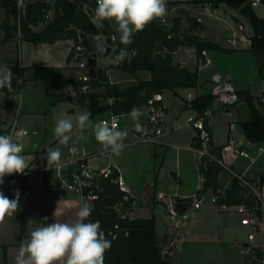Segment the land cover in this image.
I'll return each mask as SVG.
<instances>
[{"label":"trees","instance_id":"1","mask_svg":"<svg viewBox=\"0 0 264 264\" xmlns=\"http://www.w3.org/2000/svg\"><path fill=\"white\" fill-rule=\"evenodd\" d=\"M9 0H0V4L5 8L8 16L1 22L4 29V40H10L21 34L35 44L48 42L53 43L59 39L70 38L73 40L69 60L74 64L67 67L62 75L56 66H39V78L45 83V94L55 105L62 101L75 99L87 105L91 118L102 115L104 111L110 109L115 113H130L133 107L138 108L157 92L171 89L175 92L179 88H191L198 86L199 69H190L175 60V51L186 45H196L198 50L219 49L223 50L215 42H205L195 35L192 28L181 29L180 19L176 18L173 31L175 35L168 37V32L158 25L157 20L146 26L142 32L133 36V43L128 46V50H135L136 55L130 60L116 64L112 60L118 55L121 48L119 34H117L109 21L100 22L98 26L94 20V9L96 0H54L52 5L49 0H28L24 11H19L16 0L10 9ZM195 4H203L209 1L219 5V0H190ZM247 16L253 27V35L250 37L251 43L247 48L257 59V76L264 78V17L259 16L249 3L239 8ZM42 25L40 29L36 26ZM202 26V25H201ZM86 33L104 36L108 43L113 46L110 55L111 63L103 66L98 65L96 57L91 59L90 66L99 74V80L83 81L79 78V70L75 62V52L77 46H83L88 51L95 52L88 41ZM228 52V51H227ZM18 64V60L16 62ZM109 69H119L135 78L137 82L126 87L119 83H111L107 71ZM139 71H147L150 76L147 78L138 77ZM75 84V95L65 94L68 85ZM89 84L85 91L83 86ZM5 94L9 95V88L5 87ZM235 94L244 100L249 110V117L242 121V127L248 140L259 143L264 142V103L259 95L251 94L249 89L236 90ZM217 94H198L189 105L199 111L209 108ZM112 98L113 103L108 100ZM1 116V114H0ZM6 120L0 117V135H6L8 128L5 126ZM208 127V125H207ZM209 129V127H208ZM212 136L211 130L209 129ZM196 137H194L195 141ZM193 141V142H194ZM212 144V139H211ZM197 145H200L198 142ZM210 151L216 157L221 155V147L212 146ZM199 163V169L204 173L202 192L211 189L217 196V202L225 205H235L241 202L255 204L257 195L250 191L248 185L242 182L237 175L233 176L232 184L229 188H224L219 181V173L224 168L215 160L203 157ZM15 180L4 181L0 187L9 188ZM100 182L104 187L103 199L90 203L93 211L89 217L91 221H99L106 238L111 241V247L105 253V264H174L170 255L164 251L162 239L157 232L155 217H137L120 219L113 204L122 197L117 184L110 178H101ZM259 183L264 186V172L260 175ZM224 191V195L220 193ZM134 198L131 197L129 206H132ZM189 198L176 199L175 208L179 215L186 213L190 207ZM119 223V228L114 225ZM264 258V253H259Z\"/></svg>","mask_w":264,"mask_h":264},{"label":"rangeland","instance_id":"2","mask_svg":"<svg viewBox=\"0 0 264 264\" xmlns=\"http://www.w3.org/2000/svg\"><path fill=\"white\" fill-rule=\"evenodd\" d=\"M167 7L174 23L176 18L180 19L181 29L192 28L197 25L196 29L191 32L205 42L219 44L223 50L206 49V59L204 62L199 63L198 58L203 50H198L196 45L179 47L175 51V60L190 69L198 67V86L179 88L177 92L165 89L162 94L163 103L166 106L163 113V124L167 130L166 133L156 143L138 142L128 144L122 151V153L126 152L128 154L124 160L130 181L136 183L138 188L137 211L140 214L153 213L156 218V226L161 230L169 229L174 225L181 226V219L169 214L167 206H164L161 200L169 197L166 202L169 204L170 200L183 198L177 195L192 196L196 193L195 191L200 182L199 160L192 146V137L196 133V129L188 122L191 109L185 107L186 102H191L198 94L216 93L219 97L215 98L209 108L214 113L222 106V110L230 112L234 101L237 102L241 98L235 94L234 89L228 88L231 85L228 86L227 75H233L234 86L243 85L250 87L253 92L257 89L260 81L264 86V80H262L264 78L258 79L257 76V59L250 50L245 48V44L249 45L246 43L247 41L242 40V33L247 37L253 35V27L250 19L240 9H233L223 4L220 15L215 16L208 12L205 3L195 4L191 1L167 0ZM254 10L259 16L264 17V2L258 4ZM241 23L244 29H239ZM97 25L100 26V22ZM101 37L104 38V36ZM100 58H97V61L107 62L110 60V55ZM60 59L62 62L65 61L64 56H60ZM10 62L14 63V61ZM110 72V80L120 82L119 84L122 87L137 82L135 78L127 73L118 76L113 70H110ZM4 73L0 69V75ZM146 73L145 71L139 72L138 77L145 78ZM12 77L14 81L19 83V86L11 80L12 87L9 88V95L4 93V88L0 89V106H2L0 117L6 120L7 125L17 119L20 124L28 128L30 133L21 138L25 152L24 156L27 160L28 155L33 153L32 149H38L45 143L56 139L54 127L57 119L61 118L65 113L74 117L81 112H89L84 103L77 102L75 99L52 105L51 100L46 97L45 83L41 79L20 84L19 74H14ZM70 86L75 92L81 90L76 88L75 84ZM190 93L194 96L189 97ZM251 94L253 93L251 92ZM112 103L113 101H111ZM110 112L111 110L108 109L102 115H108ZM99 116L91 118L92 121H98ZM72 141L73 139H71ZM78 147L81 146L78 145ZM251 151L254 153L257 151V147H253ZM262 153L263 155L258 156L257 161L251 168L250 175L252 176H258L259 165L264 161V152ZM237 159L239 166L247 165L250 162L243 157H237ZM108 162L109 157L96 160V163L103 166ZM154 165L160 170L156 181L153 179L155 176L152 175L151 170ZM177 173H179L178 178L176 176ZM250 183L252 185L249 187L250 191L254 192V194L261 192L258 183L256 184L253 181H250ZM200 190L202 192V188ZM221 194L224 195V192H221ZM204 196L205 194H196L189 198L194 202L196 197ZM206 196L212 198L214 196L213 191L211 190ZM10 198L14 199L15 196ZM237 205H232L235 212ZM258 219L261 220V235L258 234L256 241L251 242V244L259 243L261 239V243L264 246V209L259 212ZM215 222L202 216L200 223L196 225L207 224L212 226ZM217 224H223L227 228L225 229L226 232H229L233 238L240 239V242H244L247 239L248 232L252 230L248 226L241 225L240 217L235 213L225 215L223 220L218 219ZM220 225H218V228H222ZM252 248L254 257H260L259 253H264V249L261 246L252 245ZM250 258H253L252 254Z\"/></svg>","mask_w":264,"mask_h":264},{"label":"crops","instance_id":"3","mask_svg":"<svg viewBox=\"0 0 264 264\" xmlns=\"http://www.w3.org/2000/svg\"><path fill=\"white\" fill-rule=\"evenodd\" d=\"M49 2L52 5L54 4V0H49ZM7 16L8 14L5 8L0 4V21L3 22ZM95 22L96 24L98 23V21ZM109 23L113 30L119 34L116 31V24L111 21H109ZM41 27L42 25H38L35 29L38 30ZM72 44L73 40L70 38L59 39L53 43L43 42L35 44L21 34H18L10 40H4V29L0 26V69L5 73L10 69L12 75L19 74L21 79L20 84H22V82L30 83L32 80H40L38 67L43 65L61 68L62 70L59 71L63 75L64 70L74 64L73 61L69 60ZM248 47L249 45L245 44V48ZM60 56H64V62L60 61ZM17 60L18 64L16 63ZM10 61H14V63H11ZM98 63L106 66L111 63V58L107 62L99 60ZM109 70H113L118 76L125 74V72L120 71L119 69ZM149 76L150 73L147 72L145 78ZM258 79L260 78L258 77ZM227 80L229 82L228 86L231 85L228 88L234 89L235 91L249 89L253 95H259L264 88L263 83L260 81L257 89L253 92V89L250 87H245L243 85L234 86L233 75H227ZM12 81L19 86V83L14 81L13 77ZM16 85L15 87H17ZM217 97L219 96L217 95ZM232 106L230 112L222 110L221 106L207 120V125L212 133V144L221 148L228 144H237L240 148L246 150L249 153V156H233L229 154L227 157V167H224L219 173V181L224 188H229L231 186L234 175L239 176L243 183H245V180L249 182L253 181L260 186L261 192H259V194L264 198V186H261L259 183L260 175L264 172V161L259 165L258 176L250 175L251 168L257 161L258 156L263 155V153H259V147L264 148V142H251L247 139L244 133L242 121L249 117V110L245 101H234ZM1 107L2 106H0V109ZM185 107L191 109L188 101L186 102ZM240 110L242 111L240 112ZM10 125L11 124L7 125L5 123L8 130ZM7 134L8 131L6 132V135ZM71 135L73 141L71 142L70 140L69 144L66 146L60 145L57 139H54L49 141V143H45L38 149H32L33 153L28 155V163L37 166L46 164V159H42L41 157L44 156L48 149L56 148H59L62 154L61 160L68 159L71 156L69 153V146L72 144L81 146L78 147L80 151L85 150L86 152H94L100 150V144L95 140L91 129H86L81 132L74 128ZM195 135L196 133L192 137V146ZM255 146L257 147V151L253 153L251 150ZM22 154L25 155V152L23 151ZM125 156H128L126 152L122 153L120 156H114L111 154L108 157L109 162L116 166L125 180H127L126 182L130 189V193L134 198L130 209V218L149 217L152 215L155 217L153 213L140 214L137 211L139 200L137 193L138 188L136 183L130 181L126 169V162L124 160ZM237 157H243L250 162L247 165L239 166ZM96 160L97 159H92L91 163L96 167H103V165L96 163ZM151 170L152 175L155 176L153 179L156 181L160 174V170L157 169L155 165ZM176 176L178 178L179 173H177ZM202 187L203 183L200 181L195 191L196 193L192 196H195L196 194H205V196L202 197L203 201L192 202L190 200L191 204L186 213L176 216V218L179 217L181 219L180 227L174 225L169 229L161 230L156 226L157 232L162 239L164 251H168L174 264H249V260L251 259L250 254H244L242 249L247 246L252 247V245L261 246L262 249H264L261 239L259 243L251 244L253 241L248 240V234L250 231L244 242H240V239L230 236L229 232H226L225 230L227 228L224 227L223 224H217V222L218 219L223 220L225 215L237 213L234 211V208H232V205L223 207V205L219 204L217 201H212L211 197L206 196L211 189L201 192L200 189ZM0 191H3V193L11 199L10 197L12 196L9 195L3 187H0ZM60 194H62V196H60ZM177 196L183 198L192 197L184 195ZM168 198L169 197H166V199L163 198L161 200L164 206H167L166 202L169 200ZM19 205V210L15 215L7 217L5 222L0 224V264H15V257L18 254L20 243L26 238L29 227H35V223H40L43 217H48L47 223H53L55 221L53 213L56 209L58 213L56 219L62 222L70 221L75 218L76 212L80 206L76 193L62 186L52 170L47 172L44 182H41L37 188L28 190L20 197ZM202 216L216 221L215 224L212 226L207 224L196 225L197 223H200V218ZM29 220H32L35 223L29 226ZM218 225L222 226V228H218ZM259 235H261V233Z\"/></svg>","mask_w":264,"mask_h":264},{"label":"clouds","instance_id":"4","mask_svg":"<svg viewBox=\"0 0 264 264\" xmlns=\"http://www.w3.org/2000/svg\"><path fill=\"white\" fill-rule=\"evenodd\" d=\"M167 12V0H96L94 20L114 22L120 43L124 45L112 62H130L137 54L134 49L128 50V46L133 43V36L155 20L166 22ZM11 80L12 72L9 69L0 75V89L11 88ZM64 91L65 94L75 95L70 85ZM125 115L135 122L137 130H143L139 122L142 115L139 109L133 107ZM116 119L117 117H113L112 123L93 122L90 112H81L74 117L65 113L55 121L54 135L60 145L66 146L72 139L74 128L81 132L91 129L95 140L105 150H110L114 156H120L126 147L124 141L127 134L117 127ZM23 151V145L14 140L13 135H0V185L4 184L6 176L24 174L28 169ZM61 155L59 148L48 149L41 158L46 159L47 168L59 169ZM14 196V199H9L0 191V224L19 210L18 190ZM92 211V205L83 202L75 218L70 221L56 219L57 209L53 213V223H47L48 217H43L40 223L29 220V226L33 223L36 226L27 230L26 238L20 243L15 257V264H105V253L110 249L111 241L106 238L99 221L89 220Z\"/></svg>","mask_w":264,"mask_h":264},{"label":"built area","instance_id":"5","mask_svg":"<svg viewBox=\"0 0 264 264\" xmlns=\"http://www.w3.org/2000/svg\"><path fill=\"white\" fill-rule=\"evenodd\" d=\"M28 0H16V4L19 11H24L25 4ZM180 1V0H175ZM190 1V0H184ZM263 0H248L246 3H249L253 8L258 4L262 3ZM224 3L215 5L214 2L209 1L205 3L206 9L211 15L219 16L221 13V6ZM168 8V7H167ZM164 23H161L160 20H157L158 25L162 27L165 31L168 32V37L171 38L175 35L173 31L174 22L172 21L169 9L167 16L165 17ZM239 29H244L243 24H240ZM100 38H102L100 36ZM106 40L105 38H102ZM242 40H245L251 43L250 37L245 36L242 33ZM107 41V40H106ZM93 50V49H92ZM94 51V50H93ZM96 54V53H95ZM207 56V50L202 51L201 56L198 58L199 63L205 61ZM75 62L79 70V78L83 81H96L99 80V74L93 67L90 66V61L94 57L100 58L97 54L96 56L92 51H88L83 46H77L75 52ZM97 64L100 65L97 61ZM108 78L110 80L111 72L107 71ZM111 83L114 81L110 80ZM89 84L83 86V90H87ZM225 90V89H224ZM223 90V91H224ZM222 91V92H223ZM163 92L154 93L146 103L141 105L139 110L142 113L140 117V124L143 130H137L135 122L127 115V113H115L111 110L108 115H100L98 121H108L109 123L113 122V117H117L115 123L117 127L126 132V139L124 141L125 145L138 143V142H157L159 138L166 133V129L163 124V113L166 106L163 103ZM193 94H189V97H193ZM260 100L264 103V88L259 94ZM111 104L113 101L112 98L108 100ZM213 114V110L206 108L202 111H199L191 107V112L188 117V122L192 124L196 129V139L193 142V149L197 154L199 163L207 165V162H202L203 157H207L210 161L215 160L217 163L223 167H227V157L229 154L233 156H249V153L240 148L237 144H228L221 148L220 157H216L211 153L210 147L212 136L207 127V120L209 116ZM29 130L26 126L20 124L17 119L11 123L9 126L8 134L13 135L14 140L22 144L21 138L29 134ZM18 134V135H17ZM198 142L200 145H197ZM264 152L263 147H259V153ZM70 158L61 160V167L59 169H49L47 168V163L42 165H34L28 163V169L25 170L24 174H13L11 176H6L4 181L15 180V182L9 187L4 188L7 193L11 196H14L15 191H19L20 197L23 196L28 190L35 189L39 186L41 182H44L45 176L48 171L52 170L56 175V178L60 184L76 193L79 204L83 202L94 203L103 199L104 187L102 186L100 179L101 178H110L112 182L118 185L120 191L122 192V197L118 199L114 204L113 208L116 211L117 216L120 219L130 218V209L129 202L131 200V193L128 187V184L125 178L120 173L119 169L108 162L103 167H96L91 163L92 159L98 158H107L111 155L110 150H105L100 145V150L94 152H86L85 150L80 151L76 144L69 146ZM199 180L203 183L205 180L204 173L200 170ZM245 184L249 187L252 186L251 183L245 180ZM224 192L220 190V193ZM257 195V200L255 204H249L248 202H241L237 205L236 213L240 217V223L243 226H248L252 228L248 234V240L255 241L258 234L261 233V220L258 219L259 212L264 209V198ZM62 196V194H60ZM212 201H217V196L214 195ZM203 198L195 199V202H201ZM133 203V202H132ZM175 200H170L167 204L168 212L173 217L179 216L175 208ZM227 205L223 204V207ZM115 229L119 228V223L114 225ZM251 246L243 247L242 252L246 255H253V258L249 260V264H264V258L254 257V252ZM166 252V251H165Z\"/></svg>","mask_w":264,"mask_h":264},{"label":"water","instance_id":"6","mask_svg":"<svg viewBox=\"0 0 264 264\" xmlns=\"http://www.w3.org/2000/svg\"><path fill=\"white\" fill-rule=\"evenodd\" d=\"M219 1H221L222 3L228 5L233 9H239L244 4H246L248 0H219ZM8 2L10 4V9H12L14 6V2L12 0H9ZM86 35L92 49L99 57L105 58L111 55L113 51V46L110 43L100 38V36L97 34L86 33Z\"/></svg>","mask_w":264,"mask_h":264}]
</instances>
